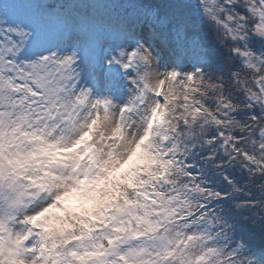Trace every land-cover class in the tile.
<instances>
[{
	"label": "snow or ice",
	"instance_id": "snow-or-ice-1",
	"mask_svg": "<svg viewBox=\"0 0 264 264\" xmlns=\"http://www.w3.org/2000/svg\"><path fill=\"white\" fill-rule=\"evenodd\" d=\"M0 264H264V0H0Z\"/></svg>",
	"mask_w": 264,
	"mask_h": 264
}]
</instances>
